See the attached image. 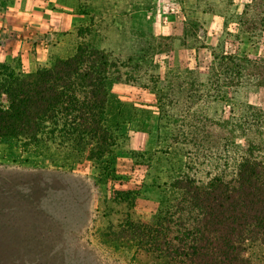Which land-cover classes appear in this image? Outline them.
I'll list each match as a JSON object with an SVG mask.
<instances>
[{
    "label": "rangeland",
    "instance_id": "obj_1",
    "mask_svg": "<svg viewBox=\"0 0 264 264\" xmlns=\"http://www.w3.org/2000/svg\"><path fill=\"white\" fill-rule=\"evenodd\" d=\"M249 1L57 0L86 14L78 45L124 64L109 86L117 141L98 161L55 145L0 144V264H163L131 227L173 210L182 177L203 184L225 165L233 171L248 141L264 158V125H250L264 91L225 87L214 62L264 57L258 40L235 36Z\"/></svg>",
    "mask_w": 264,
    "mask_h": 264
},
{
    "label": "trees",
    "instance_id": "obj_2",
    "mask_svg": "<svg viewBox=\"0 0 264 264\" xmlns=\"http://www.w3.org/2000/svg\"><path fill=\"white\" fill-rule=\"evenodd\" d=\"M236 20V37L246 34L264 45V0H250ZM80 30L73 55L37 73L0 63V144L17 141L25 151L55 145L76 161H98L112 152L119 123L109 124V86L121 81L113 70L120 74L124 64L104 50L78 45ZM214 62L225 87L248 83L264 91V57L223 53ZM253 109L250 125L262 129L264 109ZM247 143L233 171L225 165L203 184L188 176L178 180L175 208L131 227L130 237L163 264H264V158Z\"/></svg>",
    "mask_w": 264,
    "mask_h": 264
},
{
    "label": "crops",
    "instance_id": "obj_3",
    "mask_svg": "<svg viewBox=\"0 0 264 264\" xmlns=\"http://www.w3.org/2000/svg\"><path fill=\"white\" fill-rule=\"evenodd\" d=\"M57 0H0V63L34 74L73 55L86 14L56 6Z\"/></svg>",
    "mask_w": 264,
    "mask_h": 264
}]
</instances>
